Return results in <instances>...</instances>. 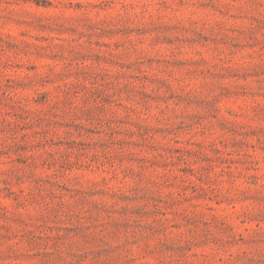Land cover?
Here are the masks:
<instances>
[{
	"label": "rangeland",
	"instance_id": "obj_1",
	"mask_svg": "<svg viewBox=\"0 0 264 264\" xmlns=\"http://www.w3.org/2000/svg\"><path fill=\"white\" fill-rule=\"evenodd\" d=\"M0 264H264V0H0Z\"/></svg>",
	"mask_w": 264,
	"mask_h": 264
}]
</instances>
